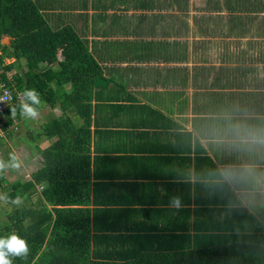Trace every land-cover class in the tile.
I'll list each match as a JSON object with an SVG mask.
<instances>
[{
    "label": "crops",
    "instance_id": "0c3cea01",
    "mask_svg": "<svg viewBox=\"0 0 264 264\" xmlns=\"http://www.w3.org/2000/svg\"><path fill=\"white\" fill-rule=\"evenodd\" d=\"M47 4L54 24L62 16L60 28L69 25L85 41L105 77L112 79L109 91L116 94V101H94L101 106L92 124L91 171L99 165L102 177L92 175L101 186H93L90 195L102 198L98 207L123 211L126 218L151 209L175 218L179 209L170 207L169 200L181 189L170 184L187 176L192 197L205 196L203 182L212 173L211 182L225 197L232 196L230 201L236 196L253 214L264 208V146L241 143L234 133L236 126L264 133V0ZM167 43L169 48H148ZM104 46L123 48L124 55L105 53ZM163 49L166 55H160ZM110 65L123 69L121 78L116 70L108 71ZM104 98L111 99L107 92ZM40 119L39 125L30 121L31 132L40 134V125L48 121ZM54 143L45 133L32 153L41 159L29 173L37 201L48 183L35 182L33 173L47 165L43 151ZM229 166H251L254 176L229 182L219 174ZM154 198L156 203L150 201ZM133 219L138 217L126 222L131 225Z\"/></svg>",
    "mask_w": 264,
    "mask_h": 264
},
{
    "label": "trees",
    "instance_id": "16d2710c",
    "mask_svg": "<svg viewBox=\"0 0 264 264\" xmlns=\"http://www.w3.org/2000/svg\"><path fill=\"white\" fill-rule=\"evenodd\" d=\"M48 9L47 0H0V68L13 74L18 90L37 91L38 111L48 106L61 112L40 125V134L28 126V139L37 134L29 143L33 150L45 133L55 139L43 151L47 165L33 173L35 182L48 183L41 198L33 202L32 180L10 182L7 168L0 173V193L23 198L20 206L9 205V212L0 206V216L6 215L0 238L15 233L29 248L27 259L10 256L12 264H264V208L253 214L236 196L230 201L232 196L225 197L211 182L212 173L203 182L205 196L192 197L187 176L170 184L181 189L182 207L175 218L151 209L130 213L129 218L138 217L130 225L123 211L98 207L104 201L90 195L93 186H101L92 175L102 177L99 165L91 171L92 124L101 106L94 101H116V94L85 41L69 25L60 28L62 16L54 24ZM5 37L10 38L7 45L1 43ZM5 59L14 62L5 64ZM105 92L111 99L104 98ZM20 117L18 102L7 113L8 133ZM8 136L0 140V157ZM50 247L58 257L49 254Z\"/></svg>",
    "mask_w": 264,
    "mask_h": 264
},
{
    "label": "clouds",
    "instance_id": "9594fccd",
    "mask_svg": "<svg viewBox=\"0 0 264 264\" xmlns=\"http://www.w3.org/2000/svg\"><path fill=\"white\" fill-rule=\"evenodd\" d=\"M19 100L21 117L31 120L37 119L39 116L38 106L41 104V100L37 91L35 89H25L20 94ZM12 113L15 115V109L12 110ZM234 133L241 143H252L255 145L264 146V133H257L249 129L241 128L240 126H236L234 128ZM6 134H8V132L5 130L4 135ZM9 160V164H6L3 160H0V173H4L6 168L19 169L21 167V161L15 152L9 153ZM219 174L221 177H223V179L229 182L240 183L253 177L254 170L251 166H244L241 168L229 166L222 169ZM26 178L30 180L29 173H27ZM0 201L4 202L3 206L15 205L18 207L23 203V198L20 195H17L15 199H12L7 193H4L0 194ZM169 206L175 209H180L182 207L181 197L179 195L170 197ZM28 253L29 248L27 246L26 240L20 238L17 234L12 233L6 238H0V264H12L11 259H9L10 256L27 259Z\"/></svg>",
    "mask_w": 264,
    "mask_h": 264
},
{
    "label": "rangeland",
    "instance_id": "374dc122",
    "mask_svg": "<svg viewBox=\"0 0 264 264\" xmlns=\"http://www.w3.org/2000/svg\"><path fill=\"white\" fill-rule=\"evenodd\" d=\"M72 13V12H71ZM74 14L77 15L78 11H74ZM125 32V31H124ZM3 45H7L10 43V38L9 37H5L2 42ZM152 44H150L151 46ZM107 46H104V51L105 53H109L112 54L114 57L120 58L122 55H124L123 52V48H106ZM170 47V43H167V47H148V48H169ZM168 51V50H167ZM167 51L165 49H163V51H161L162 53H160V55H163L165 53V55L167 54ZM102 50L99 52L101 53ZM0 55H1V50H0ZM14 62V59H5V64H10ZM109 68L112 69H108V71H117L114 72L118 78H121V75L119 73L123 72L122 68L119 67H112V65L109 66ZM23 69L25 70V66L23 65ZM13 72H17V70H14ZM110 78H114V81H116V79H118L117 77H113V76H109ZM67 90L69 89L68 86L65 87ZM41 113H39V116L37 119L34 120V124L35 125H39L38 120L40 118V122H42L43 120H50L52 119L54 116H59L61 113L59 110H52L49 109L48 106H45L44 109H40L39 110ZM30 121H32L31 119H25L23 117H20L19 120H15L11 126H13V128H11V131L7 138V140L4 142L3 148H2V155H1V159L3 160L6 164L10 163L9 160V153L11 152H15L20 161H21V167L19 169H13V168H7V170L9 171L7 173V179L10 182H14L16 180H22V181H27L26 179V175L27 173H31L30 169H37L40 167L41 164V159L38 156L37 158L34 159V157H32V153H33V149L31 147V145H29L30 140L32 139H28V126H30ZM36 128V126L34 127ZM41 144V143H40ZM30 146V149H29ZM10 185V184H9ZM8 185V186H9ZM1 194V193H0ZM37 197L33 198V202L36 203L37 202ZM4 202L0 201V206L3 210V212H9L11 211V206H3ZM6 219V215H1L0 216V220L3 221ZM49 254L58 257L57 253H56V249L54 247H50L49 248ZM73 264H84L82 261H75V263Z\"/></svg>",
    "mask_w": 264,
    "mask_h": 264
},
{
    "label": "built area",
    "instance_id": "2783aa9c",
    "mask_svg": "<svg viewBox=\"0 0 264 264\" xmlns=\"http://www.w3.org/2000/svg\"><path fill=\"white\" fill-rule=\"evenodd\" d=\"M3 69L0 68V140L5 134V118L8 110L15 104L20 102V94L22 91L18 90L16 84L13 82V74L4 72L6 79L1 75Z\"/></svg>",
    "mask_w": 264,
    "mask_h": 264
}]
</instances>
